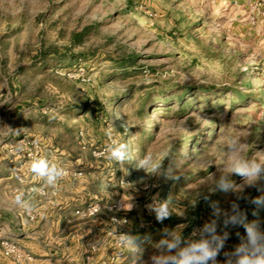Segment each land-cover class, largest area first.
I'll return each instance as SVG.
<instances>
[{
    "label": "rangeland",
    "instance_id": "rangeland-1",
    "mask_svg": "<svg viewBox=\"0 0 264 264\" xmlns=\"http://www.w3.org/2000/svg\"><path fill=\"white\" fill-rule=\"evenodd\" d=\"M232 136L245 156L264 152V0H0V264H131L120 233L137 238L133 264H151L166 230L188 237L213 202H237L264 229L249 203L264 179L240 200L202 185ZM113 143L179 179L109 159ZM37 158L67 175L46 186ZM169 196L159 222L148 205ZM227 230L219 264L246 236Z\"/></svg>",
    "mask_w": 264,
    "mask_h": 264
},
{
    "label": "clouds",
    "instance_id": "clouds-1",
    "mask_svg": "<svg viewBox=\"0 0 264 264\" xmlns=\"http://www.w3.org/2000/svg\"><path fill=\"white\" fill-rule=\"evenodd\" d=\"M242 138L246 140L245 137L232 136L223 142L226 163L218 168V175L209 173L202 184L207 186L209 194L216 191H232L236 194V200H240L248 199L243 195L245 188L256 187L260 190L259 182L264 179V152H259L260 155L254 153L245 156V142H242ZM106 152L109 159L121 165L133 162L136 169H142L149 176L166 174L172 179H179V176L162 170L163 161L154 160L150 153L139 159L134 158L125 143L110 144ZM30 170L41 178L46 186H55L60 178L67 175L62 167L46 158L32 160ZM234 174L242 178V183L235 184L231 180ZM207 198L205 196V199ZM15 203L26 212L32 211L31 203L23 199L22 194L15 196ZM172 203V196H169L165 200L148 205V208L155 214L157 221L163 222L174 213ZM249 203L256 208L264 207V194L251 198ZM211 207L213 218L202 227L193 229L188 237H184L178 230H166L165 237L154 244L157 252L151 256V264H219L217 257L230 237L227 230L229 227H242L246 236L236 233L240 243L235 245L233 250L224 251L223 264H264V229H261L259 222H249L246 212L235 201L231 203L230 210L222 209L218 202H213ZM255 214L254 212L253 215ZM221 223L223 228L218 231ZM118 241L134 256L141 252L137 238L128 233H120Z\"/></svg>",
    "mask_w": 264,
    "mask_h": 264
},
{
    "label": "built area",
    "instance_id": "built-area-1",
    "mask_svg": "<svg viewBox=\"0 0 264 264\" xmlns=\"http://www.w3.org/2000/svg\"><path fill=\"white\" fill-rule=\"evenodd\" d=\"M208 198L205 199V197L203 198L204 201H207L209 199V196H207ZM97 210V209H96ZM4 245V250L5 253L7 255H12V254H16L17 253V246L14 243H11L10 241H5L3 242Z\"/></svg>",
    "mask_w": 264,
    "mask_h": 264
},
{
    "label": "crops",
    "instance_id": "crops-1",
    "mask_svg": "<svg viewBox=\"0 0 264 264\" xmlns=\"http://www.w3.org/2000/svg\"><path fill=\"white\" fill-rule=\"evenodd\" d=\"M152 237V236H151ZM151 241H152V238H151ZM155 244V243H154ZM101 253H103V255L102 256H97L95 259V261L98 263V262H103V260L104 261H108L109 260V255H108V253L106 252V250H102L101 249ZM131 256H133V254H131V253H129ZM131 256H130V258L127 260V263L128 262H131V264H133V262H132V259H131ZM80 260H82V257L81 258H79V260L78 261H80Z\"/></svg>",
    "mask_w": 264,
    "mask_h": 264
}]
</instances>
